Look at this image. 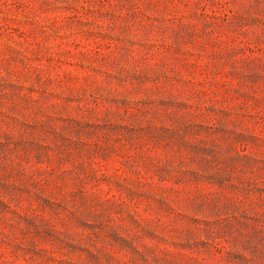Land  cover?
I'll list each match as a JSON object with an SVG mask.
<instances>
[{
  "label": "rangeland",
  "instance_id": "obj_1",
  "mask_svg": "<svg viewBox=\"0 0 264 264\" xmlns=\"http://www.w3.org/2000/svg\"><path fill=\"white\" fill-rule=\"evenodd\" d=\"M0 264H264V0H0Z\"/></svg>",
  "mask_w": 264,
  "mask_h": 264
}]
</instances>
